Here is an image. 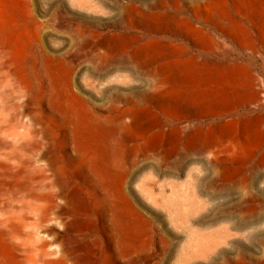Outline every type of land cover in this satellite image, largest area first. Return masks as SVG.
Here are the masks:
<instances>
[{
	"label": "rangeland",
	"instance_id": "obj_1",
	"mask_svg": "<svg viewBox=\"0 0 264 264\" xmlns=\"http://www.w3.org/2000/svg\"><path fill=\"white\" fill-rule=\"evenodd\" d=\"M14 143L64 183L46 264H264V0H0Z\"/></svg>",
	"mask_w": 264,
	"mask_h": 264
},
{
	"label": "bare ground",
	"instance_id": "obj_2",
	"mask_svg": "<svg viewBox=\"0 0 264 264\" xmlns=\"http://www.w3.org/2000/svg\"><path fill=\"white\" fill-rule=\"evenodd\" d=\"M5 145L11 148L13 158L8 160L0 154V264H46L56 254L52 244L60 237L55 233L57 221L52 215L59 218L64 210L56 200L57 196L61 200L67 198L64 183L58 179L54 165L40 166L35 156L26 154L32 148L17 143ZM83 146L85 157L102 162L111 177L117 168L116 145L83 143ZM129 165L124 159L121 168L126 177L130 174Z\"/></svg>",
	"mask_w": 264,
	"mask_h": 264
}]
</instances>
